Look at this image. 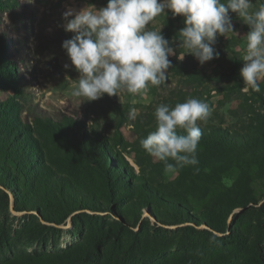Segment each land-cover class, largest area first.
<instances>
[{
    "label": "rangeland",
    "instance_id": "374dc122",
    "mask_svg": "<svg viewBox=\"0 0 264 264\" xmlns=\"http://www.w3.org/2000/svg\"><path fill=\"white\" fill-rule=\"evenodd\" d=\"M107 3L108 0H0V36L5 59L2 74L7 79L0 83L1 124L12 127L20 124L26 128L22 136L33 138L49 162L61 170L65 161H69L70 169L80 172L83 181L97 186L98 182L101 183L95 170L97 164L91 158L84 160L69 143L41 127L40 121L61 125V120L66 118L82 124L83 133L90 137V130H99L103 136L111 138L109 143H113L114 152L117 151L136 174L162 163L142 149L138 134L140 125L147 133L155 130L154 111L160 104L175 106L187 98H198L211 109L206 122H197L200 127L236 126L241 130L249 126L259 127L257 119L264 114L261 90L264 78L258 81L260 91L255 92L240 76L249 27L233 12L229 15L234 32L226 37L217 36L213 47L219 57L203 65L191 54L179 59L185 50L179 49L178 36L172 34L167 22L171 11L165 10L166 14L154 18L146 26L148 30H160L170 41V46L176 49V55L169 59L192 62L200 71L198 76H188L169 68L167 80L161 85L150 86L144 95L123 91L118 96L105 93L94 101L75 97L72 93L79 73L62 48V43L75 33L64 30L62 14L68 7L80 10L94 6L99 9L106 7ZM252 3L256 8L260 0H252ZM175 25L183 26L178 21ZM66 63L70 65L68 69L64 68ZM133 108L136 109V118L130 119L129 111ZM4 117L9 119L3 121ZM159 171L154 185L162 190L173 187L177 172L167 173L164 168ZM234 177L233 173L223 175L219 184H216L219 178L205 177L209 186L187 196L192 205L187 212L200 220L198 223L195 219L186 220V212L182 216L171 210L151 214L145 207L140 214L138 211L129 212L122 199L110 203L99 194H95V199L102 210L75 208L60 223L48 222L37 209L18 208L11 190L0 184V242L4 243L0 244V257L59 252L73 246L90 248L93 243L101 241L97 264H144L166 254L158 260V264H164L173 261L181 252L201 246L203 229L220 237L232 231L235 233L237 228L240 239L230 244L238 251L234 264L242 263L245 257L250 259L249 264H253L254 256L249 252L250 249L256 252V248L252 245L264 247V163L241 157V190L245 191V199L241 197V204L226 218L224 212L212 210L213 224L225 233L201 221L202 213L214 207L212 202L217 191L232 186ZM83 196L86 195L83 193ZM131 201L129 198L126 202ZM191 209L195 210L192 212Z\"/></svg>",
    "mask_w": 264,
    "mask_h": 264
},
{
    "label": "trees",
    "instance_id": "16d2710c",
    "mask_svg": "<svg viewBox=\"0 0 264 264\" xmlns=\"http://www.w3.org/2000/svg\"><path fill=\"white\" fill-rule=\"evenodd\" d=\"M262 3L264 0H260L258 6ZM183 19L179 15L167 17L170 30H173L172 34L178 36L179 30L184 27ZM176 21L181 22L183 26L175 25ZM2 41L0 36V83L7 81L2 74L5 67ZM169 60L171 61L170 69L174 71L180 70V73L193 77L200 73L190 61ZM262 85L261 90L264 95V81ZM262 102L264 103V97ZM8 119L4 117L3 121ZM40 123V126L45 127L51 134L69 143L84 160L91 158L98 166L95 170L101 181V183L98 182V186L83 181L81 173L72 171L71 163L67 160L60 170L49 162V158L44 155L33 138L28 135L22 136L26 128L24 129L20 124L12 127L6 123L1 124L0 121V184L11 190L18 208L37 209L42 218L48 222L60 223L75 208L102 210L103 207L95 199V194H99L110 203L119 202L122 199L124 208L129 212L138 211L140 214L144 207L148 208L151 214L171 210L173 213L180 212L182 216L186 212L188 216L186 220L195 219L198 223L200 220L187 212V209L192 206L187 196L209 186L205 177L219 178L216 181V184H219L223 175L233 173L235 177L232 186L217 191L218 195H215L216 199L212 202L214 207L203 212L201 219L213 229L225 233L223 229L213 224L214 211L212 210L224 212L226 218L236 206L241 204V197L245 199L243 196L245 191L241 190V157L264 163V114L257 119L259 127L256 128L249 126L241 130V127L220 125L200 127L202 136L197 147L198 165L179 168L176 171V179L172 183L174 186L165 190L153 183L156 174L164 168L163 163L153 165L148 170H142L140 174H136L128 162L117 151L114 152L113 143H109L111 138L103 136L99 130H90L92 134L90 137L87 133H83L82 124L66 118L61 120V125L50 123L48 120L40 121ZM40 126L37 125L38 128ZM179 131L184 134L182 130ZM138 134L141 139L148 135L143 125L138 127ZM82 150L86 153L81 154ZM112 159L115 161L113 162ZM110 160L114 164L110 163ZM216 168L220 171H215ZM231 169L232 171H229ZM83 193L86 196H83ZM129 198H132V201L127 203ZM194 210L191 209L192 212ZM235 229V233L232 231L220 237L203 229L201 246L181 252L173 261L164 264H234L238 251L230 244L237 243L240 239V232L237 228ZM100 243L101 241L95 242L90 248L73 246L59 252L4 256L0 257V264H97ZM0 244H4L3 241ZM252 246L256 248V252L252 249L249 252L254 256L253 264H264V247L255 243ZM160 258L144 264H158ZM249 261L250 259L245 257L242 263L240 261L237 264H249Z\"/></svg>",
    "mask_w": 264,
    "mask_h": 264
},
{
    "label": "clouds",
    "instance_id": "9594fccd",
    "mask_svg": "<svg viewBox=\"0 0 264 264\" xmlns=\"http://www.w3.org/2000/svg\"><path fill=\"white\" fill-rule=\"evenodd\" d=\"M165 10L184 18L177 39L179 49L185 51L179 59L191 54L201 65L219 57L213 45L217 36L234 32L229 12L236 13L249 27L240 76L252 91H260L258 81L264 78V3L254 8L252 0H108L106 7H68L62 14L64 30L75 33L62 43L79 73L72 94L94 101L105 93L144 95L150 86L164 83L171 67L169 57L176 55V49L160 30L146 26L166 14ZM210 115L209 105L198 98H187L175 106L160 104L154 111L155 130L139 144L164 164L167 173L198 165L202 131L197 122H206ZM129 118H136V109H130Z\"/></svg>",
    "mask_w": 264,
    "mask_h": 264
}]
</instances>
